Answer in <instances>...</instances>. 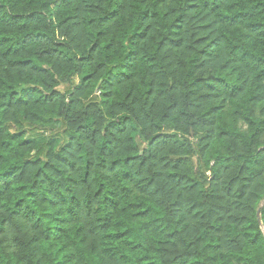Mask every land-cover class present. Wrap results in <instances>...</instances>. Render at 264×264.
I'll list each match as a JSON object with an SVG mask.
<instances>
[{
	"label": "clouds",
	"instance_id": "9594fccd",
	"mask_svg": "<svg viewBox=\"0 0 264 264\" xmlns=\"http://www.w3.org/2000/svg\"><path fill=\"white\" fill-rule=\"evenodd\" d=\"M195 3L201 6L189 10ZM203 3L127 0L119 15L102 25L104 16L117 10L115 0H88L99 10L82 13L87 39L80 48L61 49L71 64L37 59L35 49L4 60L6 49H0V95L29 86L41 90L27 107H0V145H10L0 147V176L18 169L7 179L10 187L6 191L0 181L4 193L0 204L12 206L26 200L31 209L35 204L39 211L50 214L47 225L29 233V239L40 237L51 228L61 235L59 240L41 239L45 264H60L72 253L76 254L72 264H173L177 257L187 264H264V160L257 164V153L264 155V135L252 142L255 128L264 121V103L247 105L258 90L264 91V82L255 83L264 66L257 71L250 67L264 59V46L259 44L264 36L249 29L251 24L264 25V0H225L215 10L204 8ZM257 4L260 9L243 24L224 22L225 17L252 14ZM36 9L49 16L51 31L45 26L30 31L71 45L58 27L62 18H56L54 8L29 7V0L16 5L17 11ZM145 11L159 13L158 19L149 38L133 47V37L148 28L139 25ZM182 18L183 30L173 39L183 44H169L161 50L163 36L172 25L179 26ZM93 20L95 25L87 23ZM100 32L107 34L100 38ZM218 38L223 41L219 49L214 44ZM97 41L99 47L92 53ZM235 46L255 59L237 60L231 54ZM51 47L54 45H45ZM132 51L138 52L143 62L121 67L131 65L126 58ZM89 55L93 59L81 66V58ZM28 59L45 69L44 74L26 71L21 77L11 68L12 63ZM118 73L126 76L109 88L105 82ZM202 81L212 89L201 86ZM245 82L247 89L240 99L216 95L217 86L232 91ZM54 91L62 92L63 99L54 104L36 103ZM74 98L79 102L70 108ZM126 99L131 110L119 108ZM136 99L139 104L133 105ZM6 104L0 99V105ZM221 105L225 107L219 112L217 128L232 135L218 137L205 147L201 139L208 128L200 123L211 119L209 114ZM117 122L127 124L120 137L123 144L106 152L111 139L106 129ZM82 125L86 131H78ZM21 132L23 136L13 139ZM112 135H116L114 130ZM70 143L73 147L69 149ZM27 161L35 166L29 165L25 171ZM217 161L226 162V170L219 168ZM33 184L39 185L41 197L57 201L56 206L28 197V192L36 191ZM226 190L230 194L225 195ZM213 194L223 197L217 203L231 209L227 216L209 214ZM149 209L148 219H132ZM109 217L113 222L105 227ZM51 221H57L55 228ZM152 221L163 226V235L143 230L142 226ZM120 224L124 227L117 226ZM129 228L135 229L131 236L111 239ZM169 236L173 238L166 239ZM128 244L142 247L133 252ZM162 249L172 254L164 255ZM186 254H192L191 258Z\"/></svg>",
	"mask_w": 264,
	"mask_h": 264
},
{
	"label": "trees",
	"instance_id": "16d2710c",
	"mask_svg": "<svg viewBox=\"0 0 264 264\" xmlns=\"http://www.w3.org/2000/svg\"><path fill=\"white\" fill-rule=\"evenodd\" d=\"M24 2V0H0V49H6L3 53V59L8 60L11 56H19L23 52H27L30 49H35V55L37 59L40 60H67V63L71 64L72 61L68 59L65 55L64 51L61 49H67L69 47H82L83 43L87 39V34L84 31V25L86 23L85 19L82 17V13L85 10L88 11H98V8H93L88 4V0H29V7H33L36 4H40V7L43 9L54 8V15L57 19H61V23L58 27L62 30V34L66 35L71 40V45L65 44L63 42H57L54 39H50L48 35L44 33H37L34 31H30V29L36 26H45L51 31V20L49 16L45 15L43 11L39 9L33 11H17L16 5ZM144 3H147L148 0H143ZM117 10L107 13L101 21L102 25H106L110 23L116 16L119 15V12L126 7L127 0H115ZM225 3V0H204L203 7H213L215 10L217 7L222 6ZM201 5L198 3L192 4L189 10H196ZM260 5L257 4L255 8H253V13L250 15L244 16H236V17H225L224 22L228 23L230 26H235L236 24H243L245 21L252 19L256 12L260 9ZM159 13H154L150 11L143 12L139 17V25L143 27L145 24L148 25V28L143 33H138L136 37H133V47L136 44L140 43L143 40L149 38V32L154 26V21L158 19ZM87 23L91 25H95V21H87ZM264 28V25L261 24H251L249 25V29L252 33H259L260 36H264V31L261 29ZM172 29H175L173 31ZM183 30V18L179 22V26L177 24L172 25V28L169 30L167 35L163 36V39L160 41L159 47L163 50L166 46L171 44L173 47H180L183 44V41H176L173 39L174 36L178 35L180 31ZM107 33L100 32L99 37L103 38ZM250 38V37H249ZM199 43V42H198ZM223 41L218 38L216 42H214L217 49L220 48ZM261 46H264V40L259 41ZM45 45H54L51 48H45ZM99 47V41L97 44L93 46L92 53H95L97 48ZM112 45H109L111 48ZM40 49H44L41 51ZM203 55H213L214 53H202ZM237 60L239 61H247L249 58L255 59V57H250V53L246 52L242 47L235 46L232 49L231 53ZM93 57L91 55L87 57H82L80 60L81 66L85 63L91 61ZM127 61L131 62V65L124 64L121 67H130L135 66L138 62H143L142 58L139 57L138 52L132 51L129 53L126 58ZM264 66V59H258L255 65H250L252 71H257L258 68ZM3 65L0 64V68ZM11 68L15 69L19 72L21 77L24 76L25 72H33L37 75L44 74L45 69L36 65L32 59L28 60H18L11 64ZM125 73H118L115 76L111 77V80L106 81V85L111 88L114 84H118L122 82V78L125 77ZM130 79V77H127ZM264 82V73H260L257 75L255 83L262 84ZM3 81L0 80V84ZM201 86H206L209 89H212L213 86L205 85L204 82H201ZM247 89V82L244 85L234 87L232 91H227L226 89L220 88L217 86L216 95H224L226 94L229 99L237 100L242 97ZM79 91V89H77ZM41 94V90L35 86H29L21 89L20 91H11L10 94L0 95V99L7 101L6 105H0V107H7L11 110L14 107H27L28 104L34 99L36 96ZM151 95V93H149ZM75 97V93H73ZM19 97V99H17ZM63 99V94L60 91H54L50 96H43L42 99L36 100L38 104H54L56 99ZM129 97L128 99H130ZM77 99H73L70 104V108L74 107L78 104ZM264 103V91H257V93L251 96L247 105H252L256 107ZM133 105H138L139 100H132ZM225 105H221L218 109H214L213 113L209 115L212 117L211 119H204L202 123H200L201 127H207L208 133L202 137L201 142L205 144V147L210 146L218 137H229L232 133L228 130L221 131L217 128V124L219 121V112L224 110ZM246 107V106H245ZM121 110H131L132 105L127 103V99L119 105ZM262 114H264V109L261 110ZM237 115L239 112L236 113ZM167 113L164 116V119H167ZM194 127L196 125H193ZM227 129V125L225 126ZM116 132V135H112V131ZM78 131H86L85 126H81ZM127 131V124L124 122H117L114 124H110L106 132L111 139L109 140V144L106 146V152L115 151L119 149L123 141L120 137ZM99 130L97 129V133L93 135H98ZM24 133L21 132L17 136H14L13 139H19L20 136H23ZM264 135V121H261L259 126L255 128V132L252 137V142L255 143L256 139L260 136ZM71 139L73 141L76 140L75 136H72ZM175 139V137H172ZM95 143V140L92 141ZM0 147L8 148L10 145L2 144ZM69 149L73 147L70 143L67 146ZM259 159L257 160V164H259L262 160H264V155L261 153H257ZM36 164L39 161L35 162ZM35 166L33 161H27L25 171H27V166ZM217 166L221 169L226 170V162L217 161ZM91 167V162L89 164ZM18 169L13 168L12 171L6 173L4 176H0V181L4 182V190L6 191L10 185L7 184V179L10 178L15 171ZM113 170L115 168L113 167ZM21 178H23V173H21ZM130 179V177H128ZM36 191L28 192L27 196L31 197L35 202L37 200L43 199L44 203H49L52 207H55L58 203L57 201H48L47 197H41L39 193V185L33 184L32 186ZM3 192H0V196H3ZM230 194L227 190L225 191V195ZM223 199L221 196H217L213 194L210 197V200L213 201V205L209 210V214L211 215H220L221 218L228 215L231 211L230 208L221 206L217 201ZM151 209L148 212L141 213L139 216H133L132 219H148L151 214ZM264 212V209L261 210ZM50 220V214L42 213L39 211L35 204H33L32 209L27 203L26 200H19L15 202L12 206L8 204H0V264H5V259H7L8 264H45L46 258L41 255L40 242L43 240H59L61 239V235L55 234L52 232L51 228L48 229V233H41L40 237H32L29 239V233L33 230L39 231L44 225ZM111 217L108 218L105 227H108L112 224ZM259 223V220H257ZM52 227L55 228L57 225V221H51ZM118 227H124L123 224L117 225ZM163 226L159 225L157 222L152 221L150 223H145L142 228L145 231H152L155 233H159L163 235L161 228ZM134 228H129L127 231L122 234H117L111 239L113 240H121L124 237L131 236L134 233ZM57 233L62 234L63 229H57ZM92 235H95V230L92 231ZM172 236L166 237V239H172ZM86 243V241H85ZM129 243H134V241H129ZM133 252L139 251L142 245H133L128 244ZM58 251H60L58 246ZM63 251V249H61ZM164 255H171L172 253L168 249L161 250ZM12 255H15V261L12 260ZM189 258H191L192 254H186ZM76 259V254L72 253L65 257L64 260H61L60 264H72V262ZM147 260V257L144 258ZM173 264H187V260H183L180 257L176 258V261Z\"/></svg>",
	"mask_w": 264,
	"mask_h": 264
},
{
	"label": "water",
	"instance_id": "95a60500",
	"mask_svg": "<svg viewBox=\"0 0 264 264\" xmlns=\"http://www.w3.org/2000/svg\"><path fill=\"white\" fill-rule=\"evenodd\" d=\"M259 220V219H258Z\"/></svg>",
	"mask_w": 264,
	"mask_h": 264
}]
</instances>
